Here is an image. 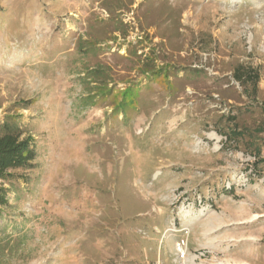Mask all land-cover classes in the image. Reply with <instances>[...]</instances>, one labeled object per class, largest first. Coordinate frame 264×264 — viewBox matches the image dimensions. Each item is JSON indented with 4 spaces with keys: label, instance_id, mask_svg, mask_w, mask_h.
<instances>
[{
    "label": "rangeland",
    "instance_id": "374dc122",
    "mask_svg": "<svg viewBox=\"0 0 264 264\" xmlns=\"http://www.w3.org/2000/svg\"><path fill=\"white\" fill-rule=\"evenodd\" d=\"M6 121L0 264H264V0H0Z\"/></svg>",
    "mask_w": 264,
    "mask_h": 264
},
{
    "label": "trees",
    "instance_id": "16d2710c",
    "mask_svg": "<svg viewBox=\"0 0 264 264\" xmlns=\"http://www.w3.org/2000/svg\"><path fill=\"white\" fill-rule=\"evenodd\" d=\"M100 70L95 69L90 74L92 78H97L100 75ZM234 78L244 87L246 93L258 91V83L260 80L259 71L247 67L238 66L234 71ZM235 118H231L234 120ZM16 126L9 121L4 124V133L0 134V205L8 204L7 194L8 188L4 185L6 182L14 178L13 171L18 169H27L33 167V161L36 158L35 147L31 137L22 138L21 134L15 131ZM235 132L236 131H232ZM239 134V132L237 133ZM231 136V135H230ZM233 140L232 137L229 138ZM259 152V151H258ZM260 157L261 153H256ZM264 163V158L260 160Z\"/></svg>",
    "mask_w": 264,
    "mask_h": 264
}]
</instances>
